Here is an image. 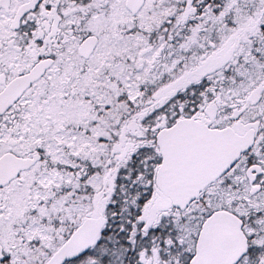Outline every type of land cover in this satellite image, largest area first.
Listing matches in <instances>:
<instances>
[{
  "label": "snow or ice",
  "instance_id": "6c2138e0",
  "mask_svg": "<svg viewBox=\"0 0 264 264\" xmlns=\"http://www.w3.org/2000/svg\"><path fill=\"white\" fill-rule=\"evenodd\" d=\"M0 264H264V0H0Z\"/></svg>",
  "mask_w": 264,
  "mask_h": 264
}]
</instances>
